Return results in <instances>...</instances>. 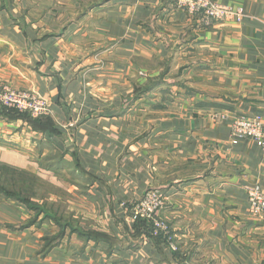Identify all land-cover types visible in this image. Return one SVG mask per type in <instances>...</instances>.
<instances>
[{"label":"crops","instance_id":"crops-1","mask_svg":"<svg viewBox=\"0 0 264 264\" xmlns=\"http://www.w3.org/2000/svg\"><path fill=\"white\" fill-rule=\"evenodd\" d=\"M213 1L245 18L205 23L172 0H0V85L52 111L29 122L0 106V167L59 189L37 217L0 194V264H264L247 199L264 191V150L231 136L235 116L264 118V0ZM152 189L171 241L125 209Z\"/></svg>","mask_w":264,"mask_h":264},{"label":"built area","instance_id":"built-area-1","mask_svg":"<svg viewBox=\"0 0 264 264\" xmlns=\"http://www.w3.org/2000/svg\"><path fill=\"white\" fill-rule=\"evenodd\" d=\"M177 8L191 16H200L205 23L236 22L245 18L244 9L230 5H222L213 0H172ZM4 107L20 112H30L33 116L50 114L48 101L27 92H18L6 88L0 94ZM231 136L234 139H249L259 143L264 150V118L262 116L237 115L231 124ZM248 208L253 217L264 218V191L259 185L248 190ZM167 196L157 189L149 190L144 197L131 208V220H148L153 224L156 233L169 234L167 222L160 218L165 207ZM171 241V238H169ZM173 249H176L173 247Z\"/></svg>","mask_w":264,"mask_h":264},{"label":"trees","instance_id":"trees-1","mask_svg":"<svg viewBox=\"0 0 264 264\" xmlns=\"http://www.w3.org/2000/svg\"><path fill=\"white\" fill-rule=\"evenodd\" d=\"M5 112L6 113H9V114H13V113H16L18 114V112L16 111H12V110H6L5 109ZM28 121L31 122L35 119H32L29 115H28ZM32 119V120H31ZM19 181H27V182H31L33 181L31 179L30 176H28V174L26 173H23V172H15V171H12L6 167H0V194L5 198V199H14L15 201L19 202V203H22V204H25L27 207L33 209L35 211V213H39V211L42 209V208H38L37 205H35L36 203L33 202L32 200V196L34 195L33 193H31V190L27 191L23 188V191L21 192H17L15 190L16 186L18 185ZM25 194V195H24ZM38 215L36 214V217ZM137 224H143L145 226V228H147L148 230H150L151 228L153 229L154 233L155 230H154V227H153V224L148 221V220H138L137 222H135ZM159 235H163L165 240L169 241V238L171 237L170 235H165L163 233H158ZM172 239V237H171ZM55 245L48 242L46 243V246H45V251L47 249H51L52 247H54ZM48 251V250H47Z\"/></svg>","mask_w":264,"mask_h":264},{"label":"rangeland","instance_id":"rangeland-1","mask_svg":"<svg viewBox=\"0 0 264 264\" xmlns=\"http://www.w3.org/2000/svg\"><path fill=\"white\" fill-rule=\"evenodd\" d=\"M6 88H9V89H14L15 91H18V92H26V91H21V90H17V89H15V88H13L10 84H1L0 85V94L1 93H3V91H4V89H6ZM27 93H29V94H31V95H34V96H38V97H41V96H39V95H37V94H35V93H32V92H27ZM41 98H43V99H45V100H47L46 98H44V97H41ZM48 101V100H47ZM48 105H49V108H50V114H48V115H45V116H33L30 112H20V111H17V110H13V109H8V108H6V107H4V105L2 104V102L0 101V106L5 110H12V111H16V112H18V113H24V114H27V115H29L32 119H35V120H37V119H40V118H44V117H48V116H50L51 115V113H52V111H51V107H50V102L48 101ZM233 138V137H232ZM234 139V138H233ZM23 188L25 189V190H27V191H29V190H31V193H33L34 195L32 196V200H33V202L34 203H36L35 205H37L38 206V208H42L40 211H39V213H35V215L37 214L38 216L40 215V216H43V209H44V207H43V200H44V196L46 195V191L47 190H49L50 189V191H52L53 193H54V191H56L53 187H52V185H49L48 183H44V181H42V180H39V179H35V180H33V181H31V182H27V181H19V183H18V185L16 186V188H15V190L17 191V192H22L23 191ZM58 189V188H57ZM24 192V191H23ZM58 192H59V189H58ZM58 192L56 191L55 193H57L58 194ZM25 195V194H24ZM136 203V202H135ZM134 203V204H135ZM134 204H132L131 206L133 207L134 206ZM125 206V209L127 208V209H131L130 207H127L126 205H124ZM169 232H170V229H169ZM164 234V233H163Z\"/></svg>","mask_w":264,"mask_h":264}]
</instances>
